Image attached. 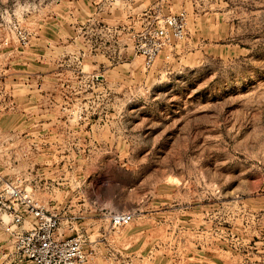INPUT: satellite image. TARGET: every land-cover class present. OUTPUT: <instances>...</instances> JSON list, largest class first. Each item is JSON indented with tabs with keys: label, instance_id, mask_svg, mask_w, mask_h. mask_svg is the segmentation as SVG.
Segmentation results:
<instances>
[{
	"label": "rangeland",
	"instance_id": "obj_1",
	"mask_svg": "<svg viewBox=\"0 0 264 264\" xmlns=\"http://www.w3.org/2000/svg\"><path fill=\"white\" fill-rule=\"evenodd\" d=\"M124 3L0 0V207L58 213L82 264H264V0H159L184 35L149 66ZM12 218L0 264H32Z\"/></svg>",
	"mask_w": 264,
	"mask_h": 264
},
{
	"label": "built area",
	"instance_id": "obj_2",
	"mask_svg": "<svg viewBox=\"0 0 264 264\" xmlns=\"http://www.w3.org/2000/svg\"><path fill=\"white\" fill-rule=\"evenodd\" d=\"M185 15H169L159 24H149L136 34L134 48L149 66L159 52L172 41L183 38ZM5 192L10 196L18 194L9 184ZM0 210L12 215L16 226L28 225L26 229L13 230L12 237L16 253L32 264H82L87 258L80 235L61 238L58 213L44 211L30 199H25L17 209L1 202ZM132 213L119 212L111 216L114 226L128 224Z\"/></svg>",
	"mask_w": 264,
	"mask_h": 264
},
{
	"label": "crops",
	"instance_id": "obj_3",
	"mask_svg": "<svg viewBox=\"0 0 264 264\" xmlns=\"http://www.w3.org/2000/svg\"><path fill=\"white\" fill-rule=\"evenodd\" d=\"M113 1L114 0H109L110 6L108 8H103L104 12L107 13L106 17H108L109 20H113L116 11L119 12V9L117 10L114 6H111ZM158 1L159 0H125L123 5L124 8L121 9V12L127 16L132 35L134 33L137 34L153 21L155 12L154 9L153 11L151 10V6ZM93 8L94 11H96V7L93 6Z\"/></svg>",
	"mask_w": 264,
	"mask_h": 264
}]
</instances>
